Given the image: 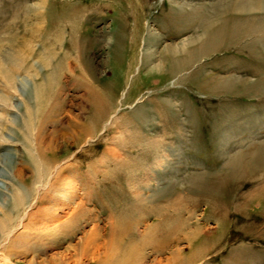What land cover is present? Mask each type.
<instances>
[{
    "label": "rangeland",
    "instance_id": "374dc122",
    "mask_svg": "<svg viewBox=\"0 0 264 264\" xmlns=\"http://www.w3.org/2000/svg\"><path fill=\"white\" fill-rule=\"evenodd\" d=\"M179 249L264 264V0H0V264Z\"/></svg>",
    "mask_w": 264,
    "mask_h": 264
},
{
    "label": "bare ground",
    "instance_id": "6f19581e",
    "mask_svg": "<svg viewBox=\"0 0 264 264\" xmlns=\"http://www.w3.org/2000/svg\"><path fill=\"white\" fill-rule=\"evenodd\" d=\"M108 110H106V109H104L103 110V113L102 114H106V112H107ZM134 216V215H133ZM134 221V220H133ZM115 232H117V231H115ZM117 234V233H116ZM121 235H123L122 233H120ZM120 234L118 235V236H120ZM127 235V234H126ZM125 235V236H126ZM130 235V234H129ZM193 235V234H192ZM114 236V235H113ZM124 236V235H123ZM115 238V237H114ZM118 238V237H117ZM124 238V237H123ZM126 238H127V236H126ZM170 239H173V240H176V237H174V238H166L165 239V241L167 242L168 240H170ZM186 239H189L190 240V242H193L195 239L194 238H191V236H188V237H186ZM200 239V238H199ZM113 240V239H112ZM117 241H119V239L117 240ZM121 241V240H120ZM199 241V240H198ZM189 242V243H190ZM200 242V241H199ZM201 243V242H200ZM199 243V244H200ZM116 244V243H115ZM118 244V243H117ZM121 244H123V243H121ZM111 245V244H110ZM195 245H197V244H195ZM195 245H193V246H195ZM116 246V245H115ZM114 246V247H115ZM118 246V245H117ZM121 247H122V245H120ZM112 247V246H111ZM126 247V246H125ZM124 246H123V248L124 249H120L121 251V253H120V255L124 258H122L121 260H125L126 258H128V255L129 254H127V251L128 250H126L127 248H125ZM129 247V246H128ZM108 248V247H107ZM206 248H207V246H205L204 247V249L206 250ZM116 249H117V247H116ZM110 250H112V249H110ZM208 250V249H207ZM114 251V250H113ZM119 250H117V252H118ZM131 251H133V249H131ZM130 254H131V252H129ZM173 254V256H170L171 257V260H170V258H168V263L167 264H177V262L179 261V258L181 257V255H182V252L180 251V249H179V251L177 250L176 252H174V253H171V255ZM127 256V257H126ZM130 256V255H129ZM135 255H133V257H134ZM126 257V258H125ZM108 258V257H107ZM131 258V257H130ZM116 259V258H115ZM119 260V259H118ZM128 260V259H127ZM138 260V259H137ZM140 260V259H139ZM136 262V261H135ZM138 262V261H137ZM120 263V262H119ZM128 263H129V261H128ZM134 263V262H133ZM111 264V263H110ZM122 264V263H121Z\"/></svg>",
    "mask_w": 264,
    "mask_h": 264
}]
</instances>
